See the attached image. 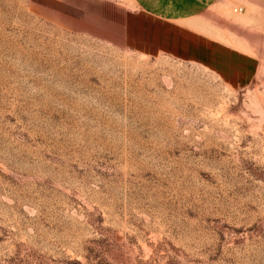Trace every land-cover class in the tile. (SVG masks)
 <instances>
[{
    "label": "rangeland",
    "instance_id": "obj_1",
    "mask_svg": "<svg viewBox=\"0 0 264 264\" xmlns=\"http://www.w3.org/2000/svg\"><path fill=\"white\" fill-rule=\"evenodd\" d=\"M197 1L249 84L127 46L163 0H0V264H264V0Z\"/></svg>",
    "mask_w": 264,
    "mask_h": 264
},
{
    "label": "crops",
    "instance_id": "obj_2",
    "mask_svg": "<svg viewBox=\"0 0 264 264\" xmlns=\"http://www.w3.org/2000/svg\"><path fill=\"white\" fill-rule=\"evenodd\" d=\"M199 7L196 0H163L130 10L123 22L124 42L135 50L142 45L203 66L235 87L249 84L257 73L258 61L247 52L216 42L209 33L193 30L191 24L202 18L207 21Z\"/></svg>",
    "mask_w": 264,
    "mask_h": 264
},
{
    "label": "built area",
    "instance_id": "obj_3",
    "mask_svg": "<svg viewBox=\"0 0 264 264\" xmlns=\"http://www.w3.org/2000/svg\"><path fill=\"white\" fill-rule=\"evenodd\" d=\"M241 10L239 9V12H240Z\"/></svg>",
    "mask_w": 264,
    "mask_h": 264
}]
</instances>
